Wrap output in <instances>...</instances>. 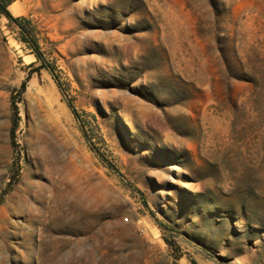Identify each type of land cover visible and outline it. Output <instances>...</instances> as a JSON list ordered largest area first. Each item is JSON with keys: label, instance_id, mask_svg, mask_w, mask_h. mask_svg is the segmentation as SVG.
I'll use <instances>...</instances> for the list:
<instances>
[{"label": "rangeland", "instance_id": "374dc122", "mask_svg": "<svg viewBox=\"0 0 264 264\" xmlns=\"http://www.w3.org/2000/svg\"><path fill=\"white\" fill-rule=\"evenodd\" d=\"M8 8L0 264H264V0Z\"/></svg>", "mask_w": 264, "mask_h": 264}, {"label": "trees", "instance_id": "16d2710c", "mask_svg": "<svg viewBox=\"0 0 264 264\" xmlns=\"http://www.w3.org/2000/svg\"><path fill=\"white\" fill-rule=\"evenodd\" d=\"M11 2L12 0H0V13L4 14L12 24L16 25L20 41L26 43L38 59H42L40 45L31 20L25 16H14L8 8Z\"/></svg>", "mask_w": 264, "mask_h": 264}, {"label": "bare ground", "instance_id": "6f19581e", "mask_svg": "<svg viewBox=\"0 0 264 264\" xmlns=\"http://www.w3.org/2000/svg\"><path fill=\"white\" fill-rule=\"evenodd\" d=\"M16 7H17L16 5H12L11 6V8L14 9V10H16Z\"/></svg>", "mask_w": 264, "mask_h": 264}]
</instances>
